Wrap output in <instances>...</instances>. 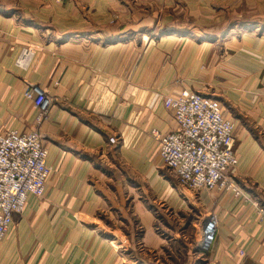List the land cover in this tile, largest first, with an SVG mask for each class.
<instances>
[{
    "label": "crops",
    "instance_id": "1",
    "mask_svg": "<svg viewBox=\"0 0 264 264\" xmlns=\"http://www.w3.org/2000/svg\"><path fill=\"white\" fill-rule=\"evenodd\" d=\"M23 48L35 49L29 68L16 63ZM28 86L54 97L43 122ZM185 91L234 122L241 196L163 174L153 132L177 131L166 98ZM11 131L42 134L50 173L0 264H158L141 256L168 245L141 183L176 213H200L199 241L218 217L203 264H264V0H0V134Z\"/></svg>",
    "mask_w": 264,
    "mask_h": 264
},
{
    "label": "built area",
    "instance_id": "2",
    "mask_svg": "<svg viewBox=\"0 0 264 264\" xmlns=\"http://www.w3.org/2000/svg\"><path fill=\"white\" fill-rule=\"evenodd\" d=\"M63 4L69 0H54ZM35 57L34 48H23L17 59L21 68H29ZM38 112L39 122L48 118L55 100L46 89L28 86L23 94ZM173 110L177 131L153 132L159 142L161 162L192 192L215 190L242 195L231 170L237 168L234 122L224 117L218 100L185 91L167 97ZM111 144H117L115 137ZM44 137L38 131L0 134V242L9 234L14 217L21 213L29 196L43 199L47 192L50 168ZM219 219L208 216L203 227L200 247L208 251L215 244Z\"/></svg>",
    "mask_w": 264,
    "mask_h": 264
},
{
    "label": "rangeland",
    "instance_id": "3",
    "mask_svg": "<svg viewBox=\"0 0 264 264\" xmlns=\"http://www.w3.org/2000/svg\"><path fill=\"white\" fill-rule=\"evenodd\" d=\"M164 171H162L163 174L175 180L176 176L171 171L169 172L168 169ZM146 189L141 183V203L145 204L147 210L154 214L157 219L156 232L165 239L168 245L167 253L163 251L158 256H153V253L143 251L141 256L154 259L158 261V264H203L202 260L205 257L202 254V248L199 246L201 241H199L195 227L201 221V214L194 209L188 210L186 215L176 213L168 205L154 201L150 193L147 195ZM141 256H136V258ZM139 264L155 263L142 261Z\"/></svg>",
    "mask_w": 264,
    "mask_h": 264
}]
</instances>
